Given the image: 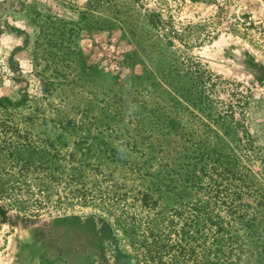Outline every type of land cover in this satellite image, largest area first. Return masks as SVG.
<instances>
[{
	"label": "rangeland",
	"instance_id": "obj_1",
	"mask_svg": "<svg viewBox=\"0 0 264 264\" xmlns=\"http://www.w3.org/2000/svg\"><path fill=\"white\" fill-rule=\"evenodd\" d=\"M0 264H264V0H0Z\"/></svg>",
	"mask_w": 264,
	"mask_h": 264
},
{
	"label": "trees",
	"instance_id": "obj_2",
	"mask_svg": "<svg viewBox=\"0 0 264 264\" xmlns=\"http://www.w3.org/2000/svg\"><path fill=\"white\" fill-rule=\"evenodd\" d=\"M2 102V100H0V103Z\"/></svg>",
	"mask_w": 264,
	"mask_h": 264
}]
</instances>
